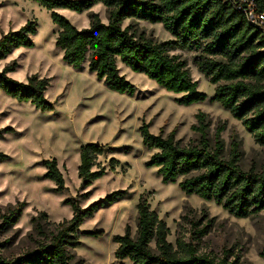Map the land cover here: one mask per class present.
<instances>
[{
  "label": "trees",
  "instance_id": "trees-1",
  "mask_svg": "<svg viewBox=\"0 0 264 264\" xmlns=\"http://www.w3.org/2000/svg\"><path fill=\"white\" fill-rule=\"evenodd\" d=\"M51 12L59 31L56 46L63 60L76 69L88 63L90 73L105 86L120 94L133 96L137 87L118 67L120 61L134 72L142 73L168 92L181 94L178 102L191 105L203 102L207 94L198 89L187 63L175 50L200 51L194 58L198 70L216 85L214 100L220 102L231 115L240 120L256 142L264 145V31L252 25L242 11L223 0H36ZM259 12H264V0H255ZM96 4L106 8L108 22L100 14L90 11ZM55 8L76 12L89 11L90 25L76 28ZM125 20L129 23L124 26ZM139 21L161 23L172 36L158 41L138 28ZM37 23L28 21L20 29L0 38V60L15 49L33 47L32 35ZM16 62L0 70V90L18 102H30L37 110L51 111L55 104L46 97L50 79L33 74L26 82L16 80L9 73ZM192 130L198 136L187 143L177 139L175 131L154 134L149 124L139 130L145 147L156 150L146 162L157 167L164 183H176L187 195L213 200L230 214L245 218L264 210V169L244 170L240 165L239 143L232 141L226 152L217 127L211 135V123L204 112L196 115ZM0 137L2 131L0 130ZM106 145L88 142L81 146L79 178L87 187L106 173L99 166L100 156L110 152ZM8 156L0 151V162ZM45 178L56 185L55 193L66 189L65 177L57 159H47ZM97 167V168H96ZM88 193L83 194L86 196ZM125 190H116L105 198L82 207L78 199L68 198L73 215L69 220L47 229L45 212L31 218V246L14 256H6L0 243V264H77L76 248L81 245L80 226L87 217L105 202L127 197ZM25 202L6 216L20 217ZM43 222L45 224H43ZM185 224L190 228L185 229ZM136 233L129 226L123 234H116L115 258L130 259L133 264H240V257L231 250L222 253L204 250L203 239L209 234L208 225L200 219L184 215L178 224L175 243L169 241L170 229L143 197L137 203ZM99 236L103 230L87 231ZM264 257V248L262 251ZM82 261V260H81Z\"/></svg>",
  "mask_w": 264,
  "mask_h": 264
},
{
  "label": "rangeland",
  "instance_id": "rangeland-1",
  "mask_svg": "<svg viewBox=\"0 0 264 264\" xmlns=\"http://www.w3.org/2000/svg\"><path fill=\"white\" fill-rule=\"evenodd\" d=\"M54 11L78 29L90 25L89 11L68 8ZM90 11L99 13L102 21L108 22L104 5L96 4ZM51 12L36 0H0V38L28 21L37 23V32L32 35L34 46L15 49L0 60V70L16 62V69L9 73L16 80L26 82L33 74L49 78L46 97L55 104L53 110L43 112L30 102H18L0 90V151L8 156L0 162V243H5L2 252L14 256L32 245L31 218L40 212L47 213L49 223L43 224L52 229L73 215L66 199H78L82 207H87L116 190H125L127 197L105 202L92 217L84 219L80 226L81 245L75 251L77 264H133L130 259L115 258L114 236L123 234L127 226L132 235L136 233L140 197L167 223L169 241L175 243L179 221L187 214L208 225L209 234L202 243L204 250L216 253L231 250L240 257V264H264V210L256 216L236 217L213 200L187 195L179 182L164 183L158 168L146 165L156 150L143 144L139 130L143 123L149 124L154 134L161 129L165 134L174 130L176 138L187 143L197 138L192 125L197 122L196 115L204 112L211 123V135L217 127H224L220 135L226 152L232 141L239 143L240 165L244 170L264 169V145L256 142L242 122L214 100L216 85L194 63L200 51L178 49L173 53L186 61L198 89L207 94L203 102L182 105L178 102L181 94L166 91L121 62H118L121 74L137 90L133 96L112 92L89 72L87 62L82 69H76L63 60V53L56 46L59 28ZM128 23L125 20L124 26ZM138 28L158 41L172 38L161 23L139 21ZM88 142L106 145L111 150L97 160L99 166L106 168L105 175L82 187L78 174L80 149ZM52 158L57 159L65 177L66 189L62 193H55V183L45 178L43 162ZM85 193L88 194L83 196ZM22 202L25 206L20 217L7 219ZM185 227L190 228L189 224ZM99 230L104 234L86 233Z\"/></svg>",
  "mask_w": 264,
  "mask_h": 264
},
{
  "label": "built area",
  "instance_id": "built-area-1",
  "mask_svg": "<svg viewBox=\"0 0 264 264\" xmlns=\"http://www.w3.org/2000/svg\"><path fill=\"white\" fill-rule=\"evenodd\" d=\"M231 2L234 7L242 11L247 20L257 28L264 31V12H259L255 0H223Z\"/></svg>",
  "mask_w": 264,
  "mask_h": 264
},
{
  "label": "bare ground",
  "instance_id": "bare-ground-1",
  "mask_svg": "<svg viewBox=\"0 0 264 264\" xmlns=\"http://www.w3.org/2000/svg\"><path fill=\"white\" fill-rule=\"evenodd\" d=\"M119 63H120V61H119ZM122 64V63H121ZM113 92V91H112Z\"/></svg>",
  "mask_w": 264,
  "mask_h": 264
}]
</instances>
